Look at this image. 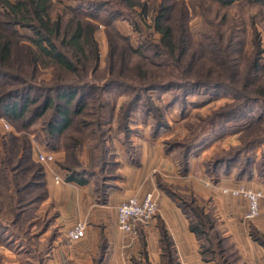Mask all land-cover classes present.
<instances>
[{
    "label": "trees",
    "instance_id": "trees-1",
    "mask_svg": "<svg viewBox=\"0 0 264 264\" xmlns=\"http://www.w3.org/2000/svg\"><path fill=\"white\" fill-rule=\"evenodd\" d=\"M216 1L222 7L240 2L264 7V0ZM73 2L72 6L64 5L69 14L68 17L59 14L52 17L51 0H15L14 2L0 0V116L11 123H18L21 130H29L34 134L33 139L40 142L44 150L63 152L66 161L59 164V167L67 172L65 177L67 182L83 185L93 178L97 183L98 191L103 192L105 183L113 175L115 168L114 158L106 146V129H103L111 121L103 120L104 117L99 112L97 125L82 119V116H90L87 110L92 94L98 91L100 95L106 94L111 88L116 87H127L132 90L133 96L120 108L122 114L117 120V128L127 138L131 132L128 126L130 115L142 99L144 92L164 88L228 89L226 82L218 80L202 79L177 83L160 77H149L153 71L152 68L160 69L162 72H166L169 66L179 69L182 58L188 54L192 45L198 46L197 49L192 48L194 53L206 54L207 57H209L208 53L215 54L212 50L209 52L206 50V47H209L207 44H221L222 36L219 29L212 26L211 32L204 31L201 34L203 40L208 43L195 45L186 22L179 23L176 28L175 20L171 21V15L179 1L174 0L168 3L162 0L155 7V15L151 16L154 32L159 35V39L152 43L151 33H148L146 38L135 46L130 37L118 31L116 22L127 21L134 33L143 30L140 24L149 29L150 26L145 24L150 10L146 3L138 0H73ZM120 6L130 9L140 7L141 12L134 21L124 14ZM184 9L183 7L182 10L185 12ZM185 13L182 14L183 17ZM100 25L110 31L108 55L112 62L110 60L109 75L115 74L121 79L128 69L126 64L130 58H138V61H133L131 64L132 75L129 80L131 84L126 83L128 81L114 79L103 80L102 85L98 83L99 80L95 74L100 70V58L95 35ZM18 28L28 29L32 35H21ZM148 50L154 57H164L166 60L155 62L149 59L144 54ZM116 56L119 68L114 72L113 58ZM168 60L172 62L170 65L167 63ZM187 65L189 66L187 69H192L193 65L190 62ZM43 68L52 69V78L48 82L37 81L38 71ZM250 68L252 74L264 70V64H259L256 53ZM218 69L215 68L216 71H214L217 72ZM90 78L93 81L90 82ZM135 82L138 83L137 86ZM262 82L251 91L252 96L240 97V104L222 114L219 119L229 118L239 113L250 117L251 122L243 127L244 133L251 130L253 125L258 126L264 122V115H262L264 113V79ZM257 102H261L263 111L259 116L254 117L248 111L246 112V107ZM106 103L102 100L100 103L91 104L97 105L96 107L100 110L107 107ZM144 108L146 111L154 110L153 112L157 115L158 110L153 109L149 100ZM37 123L40 131L33 127ZM93 125L97 127L99 133L97 137L94 136V140H89L91 142L88 145L90 164L88 167H82L79 156L86 140L84 137L86 134L83 137L82 134L86 128ZM222 125V127L225 126V124ZM154 126L153 135L166 127L160 115L156 117ZM220 133L217 131L216 134ZM192 143H167V150L173 152L177 160L176 151L179 148L183 150L182 157L178 156L179 163L183 167L180 171L182 174L188 170L187 162L193 148ZM19 146L18 149L24 152L21 157L14 154L16 151L11 152L13 154L11 157L7 155L0 157V245L10 249L14 248L17 241L24 247L29 246L30 243L27 240L30 239L32 206L45 196L43 168L31 159L30 144L26 139ZM258 146L264 150V138H252L247 142L242 140L241 146L234 151L229 150L215 157L210 161L207 169L213 176L212 180L221 175H227L232 166H235L236 178L250 177L252 172H255L264 179V161L261 159L264 157V152L259 160L255 161L253 157L254 149ZM25 163L28 165L24 166ZM159 183L166 191L172 192L171 197L176 200L185 214L190 231L200 243L202 260L211 264H237L236 251L226 245L220 232L215 228L214 219L203 214L201 208L192 204L194 202L191 201L188 204L181 199L170 186ZM139 227L140 225L137 229ZM251 234L255 241L264 246V235L252 232ZM159 243L161 264H177L172 242L163 228L160 229ZM138 264L149 263L144 260Z\"/></svg>",
    "mask_w": 264,
    "mask_h": 264
},
{
    "label": "rangeland",
    "instance_id": "rangeland-1",
    "mask_svg": "<svg viewBox=\"0 0 264 264\" xmlns=\"http://www.w3.org/2000/svg\"><path fill=\"white\" fill-rule=\"evenodd\" d=\"M10 1L14 2L15 0ZM138 1L141 3H146L150 8L148 17L145 21V24L150 27L149 29L144 28L142 24H140L143 30L132 34L130 37L132 44L135 46L139 44L140 41L146 38L148 33H151V42H157L159 35L154 32L151 16L155 15V7L161 3L162 0ZM166 1L170 3L174 0ZM175 1H179V4L171 15V21L175 20L176 28H178L179 23L186 22L189 34L192 36L191 39L195 45L208 43L203 40L201 34L204 31L211 32L212 26L216 27L221 32L220 34L222 36V43L207 44L209 47H206V50L208 52L209 50L215 52L213 55L208 53L209 57H207L206 54L200 55L199 53L192 52V48L195 47L197 49L198 47L192 45L188 54L182 58V62L179 64V69H174V67L169 66L166 68V72H162L160 69L152 68L153 71L149 77H160L164 80H171L177 83L202 79L211 81L218 80L226 82L228 84L227 88L229 90H214L212 87H198L185 90L164 88L160 90H149L144 92L142 99L138 102V105L130 115V122L128 126L131 132L127 138L124 137L121 130L117 128V120L122 114V109L120 108L133 96L132 90L127 87L111 88L106 94L102 95L99 94V91L94 92L90 98L91 102L88 104L90 106L88 107L87 111L90 113V116H82V119H86L91 123H96L97 125V121H99V119L97 120L99 112L103 115V120L111 121L108 126H104L105 128H103L106 129V146L108 147L109 151H112V149L116 150L115 146L121 149H125L124 147L127 149H132L130 148V139L132 138V135L136 134L133 135L135 137L141 135L145 123L150 124V130L152 133L155 127L154 125L156 124V117L158 115L163 118V121L166 124V127L161 130L164 135H167L165 136L166 147L168 146L167 143L172 144L175 142L186 144L193 142V148L189 154L191 159L190 161H192L189 169V171H191L192 168L190 178L191 181L185 184L182 182H180L181 184H174V187L171 188L178 192L177 194L180 195L181 199L186 201L188 204L191 201L194 202L192 204L201 208L203 214L209 215L212 219H214L213 222L215 228L219 232L217 225H224V222L222 221L216 206H214L213 200H208L207 198L205 199L199 195H201V192L204 193L207 190V183L211 184V182L207 181L205 183L204 181L206 180V177H210L209 180H212L213 176L207 170L211 160H213L215 157L223 155L224 152L229 150L234 151L241 146L242 140L247 142L252 138H264V122L258 126L253 125L251 130H247V132L244 133L243 127L251 122L250 117H245L244 115H241L242 113H239L229 118L219 119L222 114L231 111L240 104V97L244 95L252 96L251 91L254 90V87H256L259 83H263L262 80L264 79V70L257 71V73L253 72L254 74H252L250 67L254 60L255 53L258 54L259 64H264V7L258 4H245L244 2L233 3L230 6L222 7L216 0ZM51 2L53 3V10L51 12L52 17H55L57 14L64 15L66 17L69 16L67 10L64 8V5L67 4V0H51ZM72 5H74V2L71 4V6ZM183 7L185 8L184 10L186 13L182 10ZM120 9L123 10L127 17L130 16V18L134 21L137 19L138 13L141 12L140 7L130 9L122 8V6H120ZM183 13H185V17H183ZM18 31L24 36L32 35L31 31L28 29L18 28ZM109 32V30L103 28V26L100 25L95 35L100 58V70L97 72V74H95V76L97 75L99 80L98 83L100 85L103 84V80L108 79H114L122 82L128 81L126 83L131 84L129 81L132 75L131 64L133 61H138L137 57L130 58V61L126 64L128 69H126L124 76L121 79L117 78L115 74H113V76L109 75L108 70L110 69L109 64L111 60L108 55ZM144 54L155 62L166 60L164 57H154L150 50L145 51ZM113 60L115 63V66H113V71L115 72L119 68L117 56L113 58ZM170 62L171 61L168 60L167 63L170 65ZM189 62L191 65H193L192 69H187L189 67L187 65ZM215 68H219L217 72H215ZM52 74L53 72L50 68L40 69L38 71L37 81L39 82V80H42L44 82H48L52 78ZM258 76L261 77L258 78ZM91 81L93 80L90 78V82ZM135 85L137 86L138 83L135 82ZM102 100L107 102V107L100 109L101 111L96 107L97 105L94 106L91 104L94 102L100 103ZM147 100H149L153 109L158 110L157 115L155 114L156 112H153L154 110H145L144 107L146 106ZM262 106L263 105L261 102L249 104L248 107H246V112L248 111L250 115L254 117L259 116V114H261L263 111ZM262 115H264V113H262ZM17 124L18 123H11L0 116V157L3 155L11 157V155H13L11 152L15 151L16 152L14 154H17L18 157H21L24 152L18 148L20 147L19 145L24 142V139H26L30 144L31 159L40 165L44 170L45 167L36 159L37 151L44 149V147L40 142H37L33 139L34 134L26 129L21 130ZM222 124H225V126L222 127ZM6 126L8 128H6ZM130 126H134L135 130H131ZM33 127L40 131V126L38 123L34 124ZM217 131H220L221 133L216 134ZM138 132L140 133L138 134ZM98 133L97 127L93 125L86 128L84 134H82V137L86 134V136H84L86 137V140L82 145L79 160L82 156V162L85 160L88 163L87 167L90 164L88 145H90L91 142L89 140H94V136L97 137ZM223 135H225L224 138H222ZM125 140L129 142H126ZM258 150L259 152L256 158L259 160L260 156L262 157L264 150L262 147H255L253 152L254 158L255 153ZM176 152V158H178L177 161H179V157L181 158L183 155V150H180L179 148V150ZM124 154H126V152H124ZM65 159L66 158L63 153L62 157L55 158L54 164H62L66 161ZM261 159L264 161V157ZM26 165L28 164L25 163L24 166ZM82 167L86 166L82 164ZM180 167H182V165H180ZM180 171L181 169L179 172ZM202 180L204 183L201 182ZM246 189L253 190L250 186ZM260 192L263 195L261 199H263L264 193L262 191ZM235 199H242L243 201L245 200L241 197H235ZM238 205H240L239 202ZM243 206L244 205H241V207ZM259 216L260 215L254 219H247L244 217L245 226L248 228L250 237L252 239L254 238L252 237L251 232L260 234V232L257 231V229L253 226L255 223H257ZM149 224L144 225V227L148 226ZM221 228L226 229L224 226H221ZM235 229L240 230L237 232L243 233L242 226H235ZM13 249L17 248L14 246V248L10 249L9 247L0 245V264H39V258L45 255L43 254L44 251L46 252L45 248H42V252H39L38 255L32 257L27 256L26 254H17V252H15ZM42 264L46 263L42 260Z\"/></svg>",
    "mask_w": 264,
    "mask_h": 264
},
{
    "label": "crops",
    "instance_id": "crops-1",
    "mask_svg": "<svg viewBox=\"0 0 264 264\" xmlns=\"http://www.w3.org/2000/svg\"><path fill=\"white\" fill-rule=\"evenodd\" d=\"M66 3L71 5L73 0ZM116 27L124 36L134 34L127 21L116 22ZM130 128L135 130L134 126ZM133 135L130 139L132 149L115 146L116 150L110 152L115 168L103 192L98 191L93 178L83 185L66 180L56 184L53 174L65 179L67 172L54 163L44 168L45 196L32 206L30 239L27 240L30 244L24 247L17 241L14 245L17 249L13 250L17 254L34 257L45 248V255L39 258V264L42 260L46 264H138L144 260L149 264H161L159 240L160 229L163 228L172 242L177 264H211L202 260L200 243L190 231L185 214L171 197L172 192L166 191L159 183L174 187L180 182H190V155L188 170L183 175L179 172L180 163L174 153L167 150V135L161 131L153 135L150 124L146 123L141 135ZM258 152L255 153V161ZM54 154L55 158L63 155L62 152ZM80 162L87 167L88 163L85 160L82 162V156ZM235 174V166H232L227 175L211 181L210 177H206L205 183L208 181L211 184L207 183V190L199 196L213 200L224 222V225H217L220 235L226 245L236 251L237 264H264V246L250 237L245 226L247 202L222 193V188L244 186L264 193V179L255 172L250 177L236 178ZM147 193L154 195L158 205L153 221L148 226H140L134 238L120 232L117 228V206L131 197L141 199ZM259 215L253 226L264 235V198L259 201ZM76 223L84 224L85 235L81 240L70 243L67 232ZM235 226H242L243 233L237 232L240 230H236Z\"/></svg>",
    "mask_w": 264,
    "mask_h": 264
},
{
    "label": "built area",
    "instance_id": "built-area-1",
    "mask_svg": "<svg viewBox=\"0 0 264 264\" xmlns=\"http://www.w3.org/2000/svg\"><path fill=\"white\" fill-rule=\"evenodd\" d=\"M6 128H8L6 126ZM36 159L45 168L55 162L54 152L38 150ZM56 184L65 182L58 174H53ZM222 193L232 197H241L247 202V213L245 218L254 219L259 215V200L262 198L260 191H254L242 187L234 189H222ZM158 211L157 201L152 193H147L141 199L131 197L121 202L117 207V228L120 232L135 237L138 225H147L155 217ZM85 235L83 223H76L68 232L67 238L70 243L81 240Z\"/></svg>",
    "mask_w": 264,
    "mask_h": 264
}]
</instances>
